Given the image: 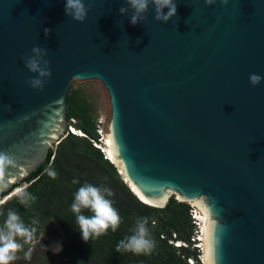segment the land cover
<instances>
[{
	"label": "water",
	"instance_id": "obj_1",
	"mask_svg": "<svg viewBox=\"0 0 264 264\" xmlns=\"http://www.w3.org/2000/svg\"><path fill=\"white\" fill-rule=\"evenodd\" d=\"M173 2L167 22L149 5L132 25L125 0H84L83 22L65 0H0V152L14 161L0 204L67 135L71 82L96 81L129 190L153 207L171 196L199 207L205 264H264V0ZM34 46L47 50L43 89L22 59Z\"/></svg>",
	"mask_w": 264,
	"mask_h": 264
},
{
	"label": "trees",
	"instance_id": "obj_2",
	"mask_svg": "<svg viewBox=\"0 0 264 264\" xmlns=\"http://www.w3.org/2000/svg\"><path fill=\"white\" fill-rule=\"evenodd\" d=\"M66 104L67 119L74 118L76 127L89 137L97 138L96 108L92 102L80 90L69 88ZM48 170L56 172L55 179L48 175ZM74 180L77 183H73ZM25 181L27 191L37 200L25 208L14 194L0 204V211L4 213L0 215V225L9 209L16 210L26 225H30L33 218L38 220L32 225L36 228L33 239L41 228L49 223L57 224L67 243V264H186L182 255L194 254L192 250L175 247L160 237L162 233L169 236L174 231L179 238L188 239L192 231L189 204L177 201L173 196L162 208L141 202L122 181L117 167L105 159L87 137L67 134ZM85 182L111 188L114 196L110 199L121 216V224L115 232L109 229L106 234L90 238L87 243L81 239L76 216L71 211L74 194ZM83 214L91 215L87 210ZM139 217L148 219L147 227L155 241L154 250L149 255L116 252L118 242L133 234Z\"/></svg>",
	"mask_w": 264,
	"mask_h": 264
},
{
	"label": "clouds",
	"instance_id": "obj_3",
	"mask_svg": "<svg viewBox=\"0 0 264 264\" xmlns=\"http://www.w3.org/2000/svg\"><path fill=\"white\" fill-rule=\"evenodd\" d=\"M206 4L211 5L215 0H205ZM227 3V0H222ZM128 7H120L119 12L125 15L131 9L129 23L135 25L144 22L147 17L149 5L154 9V20L167 22L176 14V4L173 0H125ZM167 8L166 14L163 9ZM88 8L84 0H65V15L70 16L77 22H83L87 16ZM50 30L44 29L45 36ZM47 50L39 46L31 49L30 55L22 57L25 67L31 73H36V77L28 81L30 86L35 89H43L44 82L50 77L49 62L45 57ZM43 78V79H41ZM261 76L251 73L250 83L255 86L260 83ZM109 160V159H108ZM14 165V161L4 153L0 152V176L3 175L7 166ZM48 175L55 179L56 172L48 170ZM77 183V181H73ZM27 185L16 189L15 195L20 205L27 208L35 203L37 197L27 191ZM114 192L111 188L101 184L99 186L85 182L74 194L71 204V211L76 216V223L79 227L81 239L88 242L90 238H99L107 233L109 229L115 232L121 224L119 211L114 207L111 197ZM87 210L91 215L83 214ZM4 213L0 211V215ZM38 220L33 218L30 225H26L16 210L9 209L6 219L0 225V264H11L16 259V253L21 250L22 245L17 238H22L25 243L34 238L35 227ZM148 219L139 217L135 222L133 234L121 239L116 245L115 251L118 253H133L135 255H149L155 248V241L151 238V233L147 227Z\"/></svg>",
	"mask_w": 264,
	"mask_h": 264
},
{
	"label": "rangeland",
	"instance_id": "obj_4",
	"mask_svg": "<svg viewBox=\"0 0 264 264\" xmlns=\"http://www.w3.org/2000/svg\"><path fill=\"white\" fill-rule=\"evenodd\" d=\"M70 88L80 90L83 96L92 102L96 108L95 115L102 114L107 117L109 111L107 94L99 82L72 81ZM18 241L22 248L16 253V259L11 264H67V243L60 227L55 223H49L41 228L35 239L28 243L23 239Z\"/></svg>",
	"mask_w": 264,
	"mask_h": 264
},
{
	"label": "built area",
	"instance_id": "obj_5",
	"mask_svg": "<svg viewBox=\"0 0 264 264\" xmlns=\"http://www.w3.org/2000/svg\"><path fill=\"white\" fill-rule=\"evenodd\" d=\"M106 122L107 117L104 115H95L94 125L97 138H91L84 133L81 129L76 127V120L74 118L67 119L66 122V134H73L78 136L87 137L92 145L99 149L105 159H109L107 152V143H106ZM189 204V215L192 223V231L188 239L179 238L177 233L172 231L169 236L162 233L160 237L166 239L169 244L174 245L175 247H183L190 249L194 252L193 255L183 256L186 264H205V254H204V220L202 218L203 212L201 209L194 204Z\"/></svg>",
	"mask_w": 264,
	"mask_h": 264
},
{
	"label": "bare ground",
	"instance_id": "obj_6",
	"mask_svg": "<svg viewBox=\"0 0 264 264\" xmlns=\"http://www.w3.org/2000/svg\"><path fill=\"white\" fill-rule=\"evenodd\" d=\"M107 141H109V139H108V135L106 136V143H108ZM108 145H109V143H108ZM107 152H108V157L112 160V161H114L115 162V159L113 158V156L111 155V157L109 156V152H111V149H110V146H108V148H107ZM117 166V165H116ZM10 197V196H9ZM9 197H7L6 199H8ZM5 199V200H6ZM202 218H203V220H204V239H205V241H206V234H207V227H206V223H205V216H204V214H202ZM206 263H207V255H206Z\"/></svg>",
	"mask_w": 264,
	"mask_h": 264
},
{
	"label": "snow or ice",
	"instance_id": "obj_7",
	"mask_svg": "<svg viewBox=\"0 0 264 264\" xmlns=\"http://www.w3.org/2000/svg\"><path fill=\"white\" fill-rule=\"evenodd\" d=\"M108 143H111V138H109V141H107ZM112 153L109 152V156L111 157Z\"/></svg>",
	"mask_w": 264,
	"mask_h": 264
}]
</instances>
